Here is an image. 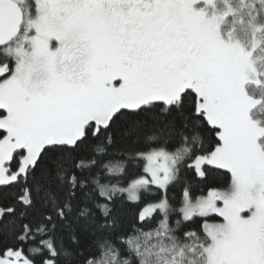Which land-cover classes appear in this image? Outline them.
<instances>
[{
    "label": "snow or ice",
    "instance_id": "6c2138e0",
    "mask_svg": "<svg viewBox=\"0 0 264 264\" xmlns=\"http://www.w3.org/2000/svg\"><path fill=\"white\" fill-rule=\"evenodd\" d=\"M0 264H264V0H0Z\"/></svg>",
    "mask_w": 264,
    "mask_h": 264
}]
</instances>
